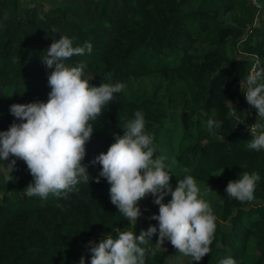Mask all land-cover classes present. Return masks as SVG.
Instances as JSON below:
<instances>
[{
  "label": "trees",
  "instance_id": "16d2710c",
  "mask_svg": "<svg viewBox=\"0 0 264 264\" xmlns=\"http://www.w3.org/2000/svg\"><path fill=\"white\" fill-rule=\"evenodd\" d=\"M255 17L249 0H61L57 5L0 0V131L15 119L11 104L47 100L51 70L40 57L53 40L67 36L74 46L90 43L91 53L65 63H84L90 84L122 82L126 89L91 122L94 132L82 161L89 176L101 169L93 159L141 111L145 131L154 137V156H164L171 170L170 183L182 179L187 168L195 180L220 192L221 202L211 206L216 217L211 251L193 264H219L227 257L236 264H264V150L246 147L248 117L235 120L230 113V103L243 99L251 57L260 58L259 69L264 68V29L251 26ZM209 119L222 121L214 133L207 128ZM13 159L12 181L5 183L7 171L0 170V264H78L82 255L90 264V240L115 238L117 230L137 236L147 230L117 211L103 177L99 183H79L67 199L44 200L26 195L32 177L22 160ZM245 171L257 172L260 180L255 199L242 203L228 197L225 187ZM154 226L157 233L141 245L154 250L146 264H166L171 250L157 248L158 223ZM183 264H192L191 258Z\"/></svg>",
  "mask_w": 264,
  "mask_h": 264
},
{
  "label": "clouds",
  "instance_id": "9594fccd",
  "mask_svg": "<svg viewBox=\"0 0 264 264\" xmlns=\"http://www.w3.org/2000/svg\"><path fill=\"white\" fill-rule=\"evenodd\" d=\"M91 51L90 43L74 46L67 36H59L46 48L40 59L51 70L47 75L48 98L9 106L15 119L7 130L0 131V161L9 157L22 160L32 177L24 189L26 195L44 200L50 195L67 199L69 193L79 191V183L88 184L90 179L99 183L103 177L109 184L111 203L134 226L142 215L139 201L151 195L153 203L158 205V213L150 216L158 222L155 244L161 246L167 240L179 253L190 257L192 264L201 261L211 251L216 217L210 204L200 198L197 182L187 174V168L183 170L184 177L177 179L175 188L171 186V170L166 167L164 156H154L157 151L154 137L145 131L141 111H136L134 118L124 123L123 135L114 134L107 151L93 159L92 163L101 165L96 177H90L87 166L82 163L86 144L94 132L91 122L103 115L114 94L126 89L122 82L90 84L84 78V63L75 66L65 63L73 56ZM243 94L247 103L256 109V121L250 127L251 139L246 147L264 150V68L246 77ZM232 115L239 119L236 111ZM221 126L219 120L207 122L210 133ZM15 162L13 159L4 163L5 183L14 179ZM259 180L257 172L245 171L239 178L227 182L225 192L239 202H252ZM168 194L171 198L165 203L164 197ZM154 233L157 226L149 225L138 236L134 231L117 230L115 238L104 235L99 242L90 240V264H146V255H154V250L141 245L148 244ZM78 264H85L83 255ZM219 264H236V261L227 257Z\"/></svg>",
  "mask_w": 264,
  "mask_h": 264
},
{
  "label": "rangeland",
  "instance_id": "374dc122",
  "mask_svg": "<svg viewBox=\"0 0 264 264\" xmlns=\"http://www.w3.org/2000/svg\"><path fill=\"white\" fill-rule=\"evenodd\" d=\"M61 0H21L23 4H42V5H57ZM257 3L260 4V8L256 10V17L251 26L259 27L261 29H264V0H256ZM228 16V15H227ZM251 70L250 73L254 70H258L261 65V60L256 55L251 57ZM249 73V74H250ZM242 88L245 90V81L242 83ZM233 111L237 112V116L233 117L232 113ZM230 113L232 118L235 120H242L245 117H248V121L254 119L256 120V109L249 105L245 99V96H243V99L241 103H230ZM248 123V122H247ZM11 157H9L8 160L2 162L0 166V170L3 172L7 171V167L5 164L10 163ZM5 163V164H4ZM177 182V181H176ZM176 182H171V186L175 188ZM197 186L199 188V196L206 202L210 204V206L213 205L214 202H221L219 198V191L210 183L198 181ZM210 188V189H209ZM171 198L170 194L166 195L164 197V202L166 203ZM153 197L151 195L146 196L143 200L139 201V207L141 209L142 215L138 218L136 223H144L145 226L148 228L149 225H154L155 223H158L156 220L150 219V216L153 213H158V205L153 203ZM158 236V235H157ZM158 249L161 250H171V253L168 255L166 259V264H183V262L186 259V256L179 253L177 249L172 247V245L169 241L165 240L164 243L161 246H158L156 244Z\"/></svg>",
  "mask_w": 264,
  "mask_h": 264
},
{
  "label": "built area",
  "instance_id": "2783aa9c",
  "mask_svg": "<svg viewBox=\"0 0 264 264\" xmlns=\"http://www.w3.org/2000/svg\"><path fill=\"white\" fill-rule=\"evenodd\" d=\"M251 2V4L256 8V10H258L260 8V4L256 2V0H249ZM251 70V67H250ZM256 120L252 119L250 121H248L247 123V127L246 130L250 133V127L253 123H255ZM259 131V130H258Z\"/></svg>",
  "mask_w": 264,
  "mask_h": 264
}]
</instances>
